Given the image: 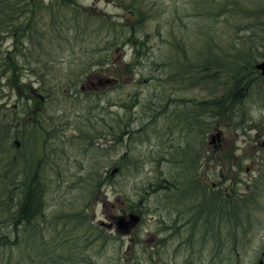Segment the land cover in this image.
<instances>
[{"label": "trees", "instance_id": "obj_1", "mask_svg": "<svg viewBox=\"0 0 264 264\" xmlns=\"http://www.w3.org/2000/svg\"><path fill=\"white\" fill-rule=\"evenodd\" d=\"M44 1L0 0V45H2L4 39H7L6 37L11 41L8 50H0V68H2V75L0 74V264H98L91 257L85 258L79 255V250L85 249V246L89 247L96 242V252H102L106 249L107 244H110L113 237L108 235L100 226L97 228L91 225L90 218L88 219L86 215V213H89L87 211L89 202L92 201L94 196H97V203L104 190L113 188L115 185L114 178L120 177L119 179H123L125 177L123 173H127L130 169L129 166L134 165L128 161L133 160H126V155H122L116 161H111L106 168L97 161L101 156H105V153L113 152L104 148V142L101 144L99 138L101 136L106 137L105 134H111L110 132L115 129V126L107 118V114H111L109 108L114 107V105L109 101L103 103L96 95L97 103H93L88 108L90 111L97 110L96 129L95 124L91 128L93 133L95 132L94 134L97 133V135L85 136V132L81 129H78L77 132L80 135L79 142L85 140L89 144L90 141L92 144L97 142L96 149L99 150L100 156L98 158L95 150L94 153L83 147L78 153L83 156L91 153L92 156H95V162L87 164L89 165L88 170L80 177L69 173V167L66 166L68 162L72 165L76 164L79 168H84V164L78 162L75 157H72V159L66 158L62 161L61 154H64L62 150L64 146L68 147L69 152L72 150L71 152L78 154L77 147L79 143L75 146L76 137L66 138V133L63 131L64 128L70 127L72 121L68 122V126L52 121H48L47 124L40 113L43 107H39L43 103H47L52 108V102L57 105L53 108H59L68 103V101H65L66 99H72V102L73 100L77 101L80 93L74 92L75 85L68 80L55 79V77H53L51 86V89L53 87L54 90L47 91L46 85L48 82L43 78H39V74L47 71L45 66L49 71L54 68V60L58 62V59L54 58L51 59L52 62L43 63V60H40L38 56L36 61H32L33 56L31 53L38 50L40 52L43 49L45 52H40L38 55L47 56L46 53L48 52L44 49V45L48 46L50 43L55 42L56 48L62 51V42L68 45L73 42L74 47L80 48L82 55L89 56L85 57L87 61L84 64H80L81 69H84L82 73L97 70L96 74L103 76L112 74L115 78L132 77L138 65L150 63L160 72L165 66L171 65L169 71L172 70V75L177 76L180 83L188 82V84H185V88L187 86L194 87L196 84L201 85L202 83H209V86L216 85L217 87L229 85L227 88H231V91L228 92L229 94H223V98L201 101L199 99H172L169 95H163L166 89H162L160 95L151 96L152 98H148L146 106H141V108H144V113L151 119L156 120L159 117L161 120L163 118L169 120L170 125L165 124L167 128L165 133L168 134V137L174 132L180 137L182 136L183 146L177 150L179 142L176 148H172L173 151L177 150L179 153L174 152L172 154L169 151L168 157L191 158L194 155L191 152L194 130L197 128V135H204L205 132L202 130L206 129L208 131L213 126L210 125L212 122L209 120L204 122L203 117L207 116L206 118L210 120L218 118L222 120L227 112L233 114V116L238 115L237 107L240 106V98L237 91L243 86V79L246 83L248 82L246 88L248 91L250 90L251 80L255 76L253 65L258 62L257 59L261 58L264 53V0H243L239 3L236 0H220L219 3H216L215 0H200L203 4L206 2L203 5L205 9L204 12H199L196 15L203 17V19L210 20V18H214V14L217 13L216 8L220 7L219 11L224 13H222L223 16L229 17V19H237L239 22L236 29L241 34L235 36L237 45L228 46L231 51L235 52L232 59L228 57L231 54L222 51L215 44V38L212 35L201 36L202 39L199 38L202 40L203 46L198 47L200 50L196 53V57L189 58L190 51L186 50L189 45H185V47L177 41L170 45L172 49H176V52L172 53L175 55L174 57L157 59L151 51L145 52L149 48L146 44L149 35L144 33V28L147 24L146 21L151 17V13L146 9L145 0H130L122 3V10L132 14L130 22L125 21V23L120 22L118 19H111V17L106 18L105 15H96L95 10L92 13L88 12L89 10L81 8L73 0H48L46 3ZM110 1L118 5L121 4L119 0ZM43 15L49 18L50 22L43 21L41 18ZM210 21H213V19ZM95 22L96 28L90 29L89 23L94 26ZM53 25L60 26L54 27ZM88 27L90 31H94L93 34L84 32V29L88 30ZM58 31H62L61 34ZM240 35L242 36L239 37ZM97 40H99V43L92 47L90 42ZM69 48L73 54L75 48L72 46ZM122 49H127L133 58L119 64V51ZM141 49H143L142 52L139 51ZM139 52L142 57L136 63L135 59L138 58ZM252 53H255L252 60L246 61L253 55ZM58 54L56 53V55ZM42 64L45 65L40 69L39 67ZM47 64L49 65L47 66ZM24 72L35 78L36 92H42V102L39 99L32 98L33 109L29 108L28 101L25 102L27 111H33L34 113V120L32 121L21 120L22 106L20 104H14L12 107L8 106L5 104L6 99L2 94V90L9 87V82L13 86L9 89L14 90L15 88V91L21 94L25 90L24 85L20 84ZM9 74L11 76L8 79ZM54 74L57 76V73ZM159 74L161 76L163 72ZM141 75L145 76V71L139 74V76ZM223 78L225 79L222 80ZM149 79L151 80L152 76L146 77L145 82ZM160 79V77L155 78L156 85H158ZM29 85H31L30 82ZM82 94L84 98L89 97L86 92ZM250 95L251 93L248 92L245 98ZM129 98L131 99L128 104L132 105L134 95ZM17 101L21 100L18 99ZM120 108L124 109L126 106L122 104ZM145 109L147 110L145 111ZM215 125L216 129L220 128L216 123ZM124 126L126 125L119 124L116 121V128L121 127L120 131L124 130ZM100 129L106 130L108 133L99 134ZM54 133L55 136L53 137L56 140L60 134L61 138L65 140L60 139L59 143H61L62 148L57 151L53 147H49L50 143H53V137L49 138L47 136L48 134L54 135ZM111 137L113 141L107 144L108 146L116 142V137L112 135ZM47 138L52 141L46 140ZM107 142H110V140ZM98 146L100 149L97 148ZM8 152L9 154H7ZM223 154V157L229 159L228 164L230 166L231 160L234 159L231 151ZM47 166L56 180V186H60L58 185L59 182H64L67 185L70 184L68 187L86 188V198L83 200L82 206L69 211L66 215L63 212H56L48 217L45 215L44 195L50 190L47 183L48 177L43 173ZM113 166H116L115 173L112 172L113 168L110 170ZM67 176L74 177H70L68 181H65ZM166 181L170 184L173 182L167 179ZM148 185H150L151 190H156L160 186L152 183ZM170 187L167 185L166 188L176 190L173 186ZM197 192L199 194L200 189ZM182 193L186 192L183 190ZM174 195L171 194L169 198L174 199ZM191 195L187 194V197H192ZM236 197L237 194L234 189L229 193L228 201L224 198L220 200L219 204L222 203L223 208L222 206L216 207L212 203V209L215 212L224 210L229 216L230 223L228 225L232 229L224 235L226 241L230 234H234V227L245 222L244 217L249 212V209L242 210L239 207ZM203 231H205V235L200 240L195 239V242H197L196 245H200L199 247L206 249L209 240H215L216 230L211 228L209 231L207 229ZM176 232L177 234L174 236V233L173 236H169L165 243L181 236L178 230ZM45 233L48 235L45 236ZM80 233H82L83 239L79 243ZM218 237H220L219 234ZM183 242L187 246L195 245L192 242V237H187ZM142 247L143 249L140 252L130 251L131 256L127 260H123L122 264H160L159 262H152L159 258L156 251L151 253L145 249L143 244ZM179 249L175 252L180 253L181 251L182 253V250L179 251ZM14 250L20 251V259H13Z\"/></svg>", "mask_w": 264, "mask_h": 264}, {"label": "rangeland", "instance_id": "obj_2", "mask_svg": "<svg viewBox=\"0 0 264 264\" xmlns=\"http://www.w3.org/2000/svg\"><path fill=\"white\" fill-rule=\"evenodd\" d=\"M46 1L48 0H45L44 2L46 3ZM73 1L76 4H79L81 8L89 10L88 12L92 13L95 10L96 15H105L106 18L111 17V19H118L122 23H125V21L130 22L132 19V14H129L125 10L123 11L121 8L123 2L130 0H119V3H121L120 5L111 2L110 0ZM215 1L216 3H219L220 0ZM236 1L239 3L243 0ZM144 2H146V9L151 13V17L146 21L147 24L144 28V33H148L149 35V39L146 42L149 48H147L145 52L151 51L152 55H155L157 59L174 57L175 55L172 53L176 52V49H172L170 45H173L174 42L177 41L184 46L189 45L188 47L185 46L186 50L190 51L189 58L196 57V53L200 50L198 47L203 46L201 36L212 35L215 38V44L220 47L222 51L231 54L228 57L232 59V55H234L235 52L231 51L228 46L237 45L235 43V36L241 34V32L238 33L236 29L239 22L237 19H229V17L223 16V12L221 13V11H219L220 7L216 8L217 13L214 14V18H210V20L213 19V21H210L196 15L199 12H204L205 9L203 5L206 2L203 4L200 0H145ZM41 18L43 21H47V23L50 22L49 18L45 15ZM53 26L59 27L60 25ZM89 26L90 29H95L96 22L94 23V26L92 23H89ZM87 29L88 30L84 29L86 34L94 33L93 30L90 31L89 27ZM58 32L61 34L62 31ZM49 33L51 36V30ZM102 34L104 33L102 32ZM241 36L242 35L239 37ZM6 38L7 39L3 40L2 45H0V50L2 51L8 50V47L11 45V41H9L8 37ZM98 41L99 40L90 42V44L92 47H95L96 43H99ZM54 43L55 42L50 43L48 46H43L48 52L46 53L48 54L47 56H43L42 54L38 55L40 52H45L43 49L40 52H38V50L37 52L31 53L33 56L32 61H36L38 56L40 60H43V63L52 62L51 59L54 58L58 59V62L54 60L53 65L55 67L50 71L45 66L47 71H43L39 74V78H43L48 82L46 85L47 91L53 89V87L51 89V86L53 84V77H55V79L62 78L63 80H68L71 84H74V92L80 94H78L77 101L73 100L72 102V99H66L65 101H68V103H65L59 108L57 107L56 109L53 108V106L57 105H54L52 102V108L48 106L47 103L40 105L39 108L43 107L40 113L42 114L44 121L47 124L48 121H52L59 122L62 125H67L68 122L72 121L70 127L63 129L64 133H66V138L72 136L76 137V141L74 140L76 142L75 146L79 143L77 153L84 147L93 152L95 150L99 158L100 152L96 149L97 142L92 144L90 141L91 146H89L90 144L86 142V140L84 142H79L80 135L77 132L78 129H81V131L85 132V136L92 137L97 135V133L94 134L95 132L93 133L91 129L94 124L96 129L97 110L94 109L93 111H90L88 107L92 106L93 103H97L96 95H98L103 103L109 101L114 105V107L112 106L109 108L111 114H107V118L114 123L113 126H115V129H112L113 131L111 130V134H105L106 137L101 136L99 138L101 144L104 142V148L113 152L109 154H107L108 152L105 153L106 155L101 156L97 161L102 163L106 168L111 161H116L117 158L122 155H126V160H133L128 161L134 165L129 166L130 169L127 173H123L125 177L123 179H119L120 177L114 178V187L104 190V193H102L97 200V205V196H94L92 201L89 202V209L87 210L89 213H86L88 219H91V217L95 215L97 219L107 223L109 214L115 212V210L120 207L128 205L126 203L127 201L138 204L139 201L143 200V197L147 196L145 190L149 183L165 186L167 182L162 183V180H159L164 179L163 177L167 180L173 181L172 184L176 183L174 179V174L176 173L174 166L163 162L162 159L168 157L169 151L172 154L174 152L179 153L177 150L183 146L184 140L181 138L182 136L180 137L176 132L169 137L167 136L168 134L165 133L164 127L165 124L170 125L169 122L163 123V120L159 119V117H155L157 119L153 120L144 113V108H141V106H146L149 100L148 98L151 99V96L153 95H160L161 90L166 89L164 90L165 93L163 95H169L172 99H199V101L206 99L212 100L214 98H221L223 94L231 91V88H227L229 85L218 87L216 85L209 86V83H202L201 85L196 84L194 87L187 86L185 88L184 86L185 84H188V82L185 81L180 83L177 80V76L172 75V70L169 71L171 65H168V67L165 66V68L162 69L161 72H163V75L161 76L159 74L161 73L160 70L155 69L150 63L147 64L148 66L145 63L138 65L134 70L132 77L122 76L123 78H115L112 74L103 76L96 74L97 70L89 73H82V70L84 69H81L80 64H84L87 61V58L85 57L89 56L82 55L80 48L77 46L74 47L75 44L73 42L69 45L62 42V51H60V49L58 50ZM70 46L75 48L73 54L69 48ZM139 51L142 52L143 49ZM140 52L138 53V58L135 57L137 58L135 59L136 63L142 57ZM56 53L59 54L56 55ZM254 54L246 61H251ZM119 56L120 57L117 56L120 62L119 64H123L125 61L133 58L132 54H130L127 49L119 51ZM257 60L259 61L260 58ZM49 64H47V66ZM44 65L45 64H42L39 68L42 69ZM1 70L2 68H0V74L2 75ZM144 71L145 76H139V74ZM136 72L138 74L137 76ZM54 73H57L58 77ZM149 75L152 76V79L145 82V78L149 77ZM10 76L11 75L9 74L8 79ZM158 77L161 79L158 81V85H156L155 78ZM113 78L115 80L118 79L115 84H97L99 82L103 83V80L105 79ZM34 79V77H30L28 73L24 72L22 79H20V84L24 85L23 88H25V90L21 92V94L17 93L15 88L14 90L9 89L13 87L11 82H9V87L2 90L3 97L6 99L5 104L10 107L14 104H20L22 106V112L20 114H22L21 120L23 121L34 120V113L33 111H27L25 108L27 104L25 102L28 101L29 108L33 109L34 105L31 103L32 98L39 99L40 102L43 101L41 97L42 92H36ZM224 79L225 78L222 80ZM29 82L31 85H29ZM90 84H92V86ZM262 91L259 93L256 88H253V91H249L251 95L246 97L248 100L245 98L244 104L240 103V106L237 107V113H239V115L233 116V114L227 112L222 120L220 118H218L219 120H210L206 118L207 116L203 117L205 119H203L204 122L209 120L212 122L210 125L213 126L208 131L203 129L202 131L205 132L204 135H197L196 131L198 130L196 128L194 130L195 133L192 136L193 141L191 152L194 155L195 153L198 154L200 152V155L198 156L200 159H204L205 157H220V155L224 153L223 151H231L233 158H245L243 163L240 164V170H237L236 172L233 170L231 173L229 171L227 177L233 179L232 182L235 184L233 189H235V191L243 186L240 184L237 186V184L241 182L240 180L243 181L245 178L244 181L247 182V185L244 195H242V197L245 198L243 207H245V210L249 209V212L246 213V216L244 217L245 222L243 225L235 226L234 234H230L227 241L224 235L232 228L228 225V223H230L228 219L229 216L225 214V219L226 221L228 219V222H224L225 224L220 228H217L216 226L212 227V229L217 228L219 230L220 237H218V240L220 242L217 239L212 240L211 243L206 244V249L199 247L200 245L187 246L183 242L187 237L200 240L203 236L200 237L202 232L199 230V233H195V231L192 232L189 229H186L180 231V237L173 238L170 242L159 247L157 244L158 240L155 238L157 237V227L159 226L155 217L158 215L157 212L161 210L159 209L153 215L154 220L150 221V215L152 212L150 215L146 214L141 223L138 221L133 225L129 234L124 233L118 235V238L113 237L110 240V244H107L106 249L102 252H96L97 245L95 242L91 246H85V249L79 250L78 254L85 258L91 257V259L98 264H122L123 260H127V258L131 256L130 251H142L143 244L148 252L155 253L156 251L158 253L159 258H156L155 261L153 260L152 262L154 263H160V258H164L168 261L167 264H191V262L193 264H222L221 262H216V257L214 260L211 259L212 256L216 254L217 247L220 246L221 255H226L230 264H258L259 260L264 261V89H262ZM85 92L89 94V97H86L87 99L84 98L82 94ZM133 95L134 102L132 105H129L128 102L131 99L129 97ZM18 99L21 101H17ZM246 103H248V106H246ZM122 104L126 106V108H120ZM245 108L247 109L245 110ZM146 110L147 109H145V111ZM116 121L119 122V124L126 125L123 128L124 130L120 131L121 127L116 128ZM215 123L220 127L218 130L222 132V139L219 143L220 149L214 148V146L208 144V141L211 139L210 136L214 135V130L216 129ZM99 131V134L108 133L106 130L100 129ZM111 135L116 137V142H113L114 144L108 146L107 144L113 141ZM47 136H49V138L53 137L55 136V133L54 135L48 134ZM61 137V134L57 140L53 137V143H50L49 147H53L56 151L59 148H62L61 143H59L60 139L63 140ZM46 140L52 141L48 138ZM108 140H110V142H107ZM178 144V149L173 151L172 148H176ZM97 148L100 149L99 146ZM62 150L64 153L61 154L63 157L62 161L66 158L72 159V157H75L78 162L84 164V168H79L76 164L72 165L69 162L66 165L69 167L70 174H75L76 176L79 175V177L88 170L87 167L89 165L87 164L90 162L93 163L96 160L94 158L95 156H92L91 153L87 156H83L79 153L76 154L71 152L72 150L69 152L67 146H64ZM194 155L192 157H196ZM115 167L116 166L111 167L110 170L112 168V171L115 170ZM49 169L50 168L47 166V169H44L43 171L48 177L47 183L48 186H50V190L44 195V203L46 207L45 215L48 217L56 212H63L66 215L69 211L82 206L83 200L86 198V188H79L77 186L68 187L70 184L67 185L64 182H59L58 185L60 186H56V180L53 175H51V172H49ZM70 177L74 176H67L65 181H68ZM172 184L169 183V187H172ZM158 189L160 190H156L159 191L156 192L157 194L149 196L148 201L150 203L148 206L150 208H155L161 206L160 204L162 203V205L169 207V210H173V208H171L173 204L169 203L170 200L172 201V198H169V196L175 194L176 190L174 191L165 188H163L164 190H162V188ZM254 196L256 197V200H254ZM89 222L91 223V221ZM91 225L97 227L93 223H91ZM46 233L45 236L48 235ZM82 236V233H80L81 239L79 240V243L83 239ZM178 248L182 250V253L180 249V253L175 252ZM19 254L20 251L14 250L13 259H20ZM208 256H211V258Z\"/></svg>", "mask_w": 264, "mask_h": 264}, {"label": "flooded vegetation", "instance_id": "obj_3", "mask_svg": "<svg viewBox=\"0 0 264 264\" xmlns=\"http://www.w3.org/2000/svg\"><path fill=\"white\" fill-rule=\"evenodd\" d=\"M262 57L263 55L261 56L260 60L253 65L255 76L251 80L252 84L250 85L251 91H253V88H256L257 92L259 93H261L262 89H264V76L261 75V70H257L255 67L263 61ZM90 85L92 86V84ZM242 85L243 86H241L237 91L239 94V98L243 100H240L241 104H243L245 96L250 91H248L246 88V86H248V82L246 83L245 79H243ZM162 120L163 123H167L169 121L165 118H163ZM164 130H167L166 126L164 127ZM216 133L219 135V139H212V137ZM214 135L210 136L211 139L210 141H208V144L214 146V148L220 149L219 143L222 139V132L218 129H215ZM196 155L199 156L200 152L198 154H195V156ZM223 155L224 154L222 153L220 157H205L204 159H200L197 156L191 158L166 157V159H162L163 162L173 165L176 171V173L174 174L176 183H174L172 186L176 189L175 192L177 194L175 193V195L173 196L174 199H172V201L170 200L169 202L173 204V206L171 207L173 208V210H169V207L162 205V203L160 204L161 206L150 208L148 206L150 203L148 201L149 196L157 194L156 192L159 191L156 190L160 189L157 188L156 190H151L150 185H147V189L145 190L147 196L143 197V200L139 201L138 204H135L131 201L126 202L128 205H125V207H120L115 210V212L109 214L107 223L105 221H100L95 215L92 214L93 216L90 219L91 223L95 224L97 228H99L100 226V228L106 231L108 235H111V237L118 238V235L124 233L129 234L131 229L133 228V225L130 224L124 231L120 230L116 225V222L119 219L124 223L127 222L131 216H134L138 217V221L139 223H141L145 215H150V213L152 212V214L150 215V221H152L154 220L153 215L159 209H161L157 212L158 215L155 217V219H157V223L159 224V226L157 227V237H155L158 240L157 244L159 247H162L163 244H165V241L168 240L169 236H173L174 233L175 236L177 234V230L178 232H180L181 230L189 229L192 232L195 231V233H199V231H201L202 235L200 236H204L205 231L203 230L207 229L209 231L213 226H216L217 228L222 227L225 223L228 222V219L227 221L225 219V214L227 213H225L224 210H217L215 212L214 209H212V203H214L217 207L222 206V203L221 205L219 204L221 199L224 198L228 201L229 193L234 191L233 187L235 186V184H233V179L231 177H227V173H229V171L231 173L233 172V170L235 172L237 170H240V164H242L243 160L245 159L244 157L243 159H237L235 157L231 160L230 167L228 164L229 159L227 157H223ZM163 178L164 179L160 180H162V183H166L167 181L165 177ZM244 180L245 178L243 179V181L240 180L241 182L237 184V186L239 184L243 186H241V188L236 191L238 198L237 204L240 208H242V210H245V207H243L245 198L242 197V195H244V191L247 185V182H245ZM167 185H169L168 182L165 184V186L160 185L159 188H162V190H164L163 188L167 189ZM186 188L188 191L185 190ZM198 189H200L199 194H197ZM183 190L186 193H182ZM187 194H192V197H187ZM254 200H256V197ZM87 209H89V207ZM243 223L240 226H242ZM217 228H214V230H216L215 240H218L219 230ZM212 240H209V243H211ZM163 241L164 243H162ZM192 242H194L195 245L197 243L195 242V238H192ZM208 257L211 258V256ZM215 257L216 262L218 261L222 264H230L228 261V257L226 255H221L220 246L217 247L216 254L212 256L211 259L214 260ZM167 262L168 261H166L164 258H160V264H167ZM191 264L193 263L191 262ZM258 264H264V261L259 260Z\"/></svg>", "mask_w": 264, "mask_h": 264}, {"label": "water", "instance_id": "obj_4", "mask_svg": "<svg viewBox=\"0 0 264 264\" xmlns=\"http://www.w3.org/2000/svg\"><path fill=\"white\" fill-rule=\"evenodd\" d=\"M262 62L259 64V65H257L255 68L257 69V70H261V75H263L264 76V54H263V57H262ZM116 81L117 80H115L114 78L113 79H105V80H103V83L102 82H99V83H97V84H99V85H102V84H115L116 83ZM214 138H216V139H219V135L216 133L213 137H212V139H214ZM114 171L115 170H113L112 172L114 173ZM138 217H134V216H131L130 218H129V220L127 221V222H122V220H118L117 222H116V225H117V227L120 229V230H125L127 227H128V225H135L137 222H138Z\"/></svg>", "mask_w": 264, "mask_h": 264}, {"label": "bare ground", "instance_id": "obj_5", "mask_svg": "<svg viewBox=\"0 0 264 264\" xmlns=\"http://www.w3.org/2000/svg\"><path fill=\"white\" fill-rule=\"evenodd\" d=\"M241 96V95H240ZM244 98V97H243ZM245 99V98H244ZM247 99V98H246ZM237 100H239V99H237ZM240 100H242V99H240ZM248 100V99H247ZM243 101V100H242ZM245 101V100H244ZM235 102L237 103V101L235 100ZM235 104V103H234ZM238 104V103H237ZM243 104H244V102H243ZM248 103H246V106H248L247 105ZM236 105V104H235ZM234 105V106H235ZM247 108H245V110H246ZM233 110V109H232ZM236 112V111H235ZM241 113V112H240ZM238 115H239V113H237ZM246 115V114H245ZM13 148V147H12ZM8 150V149H7ZM5 151H6V149H5ZM16 151V150H15ZM5 153V152H4ZM7 154H9V152L7 153ZM15 154H17V153H15Z\"/></svg>", "mask_w": 264, "mask_h": 264}]
</instances>
